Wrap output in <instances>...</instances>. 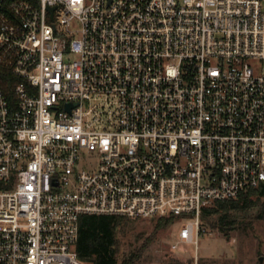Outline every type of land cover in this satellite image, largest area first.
<instances>
[{
	"label": "built area",
	"instance_id": "2783aa9c",
	"mask_svg": "<svg viewBox=\"0 0 264 264\" xmlns=\"http://www.w3.org/2000/svg\"><path fill=\"white\" fill-rule=\"evenodd\" d=\"M263 182L264 0H0V264H84L83 214L197 251Z\"/></svg>",
	"mask_w": 264,
	"mask_h": 264
},
{
	"label": "rangeland",
	"instance_id": "374dc122",
	"mask_svg": "<svg viewBox=\"0 0 264 264\" xmlns=\"http://www.w3.org/2000/svg\"><path fill=\"white\" fill-rule=\"evenodd\" d=\"M257 61L250 60L252 64H257ZM232 214L237 216L238 222L227 234L203 221L197 251L193 243H188L179 251L171 249L179 227L177 223L158 229L135 264H161L167 260L184 264H264V196L249 209ZM155 221L156 217L128 218L125 231L119 234V259L153 232Z\"/></svg>",
	"mask_w": 264,
	"mask_h": 264
},
{
	"label": "trees",
	"instance_id": "16d2710c",
	"mask_svg": "<svg viewBox=\"0 0 264 264\" xmlns=\"http://www.w3.org/2000/svg\"><path fill=\"white\" fill-rule=\"evenodd\" d=\"M262 196H264V182L237 198L221 200L204 208L201 219L227 234L238 222L237 216L232 213L249 209ZM173 222L174 218L171 216L156 217L153 232L146 236L140 244L132 246L119 259L117 256L120 247L119 234L125 231L128 218L121 215L83 214L79 218L76 244L78 256L81 261L91 264H135L141 258L146 246L152 241L155 231ZM161 264L184 263L167 260Z\"/></svg>",
	"mask_w": 264,
	"mask_h": 264
}]
</instances>
